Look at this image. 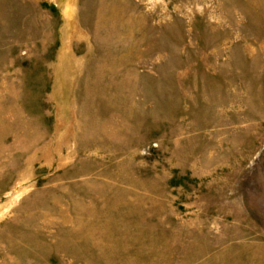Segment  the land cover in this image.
Wrapping results in <instances>:
<instances>
[{"label": "rangeland", "instance_id": "rangeland-1", "mask_svg": "<svg viewBox=\"0 0 264 264\" xmlns=\"http://www.w3.org/2000/svg\"><path fill=\"white\" fill-rule=\"evenodd\" d=\"M0 264H264V0H0Z\"/></svg>", "mask_w": 264, "mask_h": 264}]
</instances>
